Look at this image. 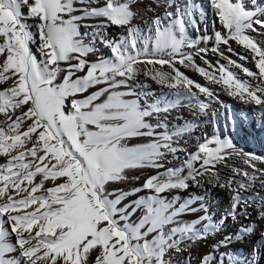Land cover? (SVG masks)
Wrapping results in <instances>:
<instances>
[{"label": "snow or ice", "instance_id": "1", "mask_svg": "<svg viewBox=\"0 0 264 264\" xmlns=\"http://www.w3.org/2000/svg\"><path fill=\"white\" fill-rule=\"evenodd\" d=\"M210 3L228 30L227 35L215 33L211 48L199 44L212 37H188L185 17L191 22V7L179 0H165L174 8L165 13L168 22L156 16L147 32L136 23L137 0H105L103 6L89 0H0V264H171L166 257L172 250L182 251V245L219 229L207 216L180 222L182 213L197 211L190 207L193 200L177 206L179 196L162 194L186 190L211 176L233 192L235 209L249 187L257 181L264 187V168L256 163L264 164V157L238 150L230 138L213 136L187 153L181 168L148 176L130 191L108 190L111 183L127 181L128 170L161 169L166 153L185 151L178 143L193 126L171 130L166 122L182 106L181 98L208 114L209 103L199 94L214 98L213 92L178 65L245 103L264 107V48L249 34L264 35V7L248 10L242 0ZM22 7L34 25L25 22ZM92 18L100 22L81 23ZM109 26L123 28L125 34L105 39L103 30ZM81 27H91L92 39L99 37L112 57L90 61L96 48L85 43L89 33L81 34ZM230 41L250 51L257 71L225 55L221 45L240 61L248 59ZM209 53L219 57L215 64ZM141 71L168 94L149 103L152 94L137 81ZM137 137L150 142L130 146ZM233 157L251 171L232 166ZM218 165L231 169L224 183ZM143 190L153 194L121 206ZM137 210L142 212L138 222H130ZM203 220L209 223L197 228ZM12 235L15 244L8 242ZM13 252L18 257H10ZM209 260L204 257L203 264ZM228 264L257 261L228 257Z\"/></svg>", "mask_w": 264, "mask_h": 264}, {"label": "bare ground", "instance_id": "2", "mask_svg": "<svg viewBox=\"0 0 264 264\" xmlns=\"http://www.w3.org/2000/svg\"><path fill=\"white\" fill-rule=\"evenodd\" d=\"M202 1L179 0L181 4L186 2L189 3L191 7L192 23H190L193 26L191 27L190 23L186 21L188 37L197 40L212 34L214 36L216 32L227 35L228 30L219 20L210 0L209 2L207 1L208 3H202ZM89 2L92 6H103L105 0H89ZM200 2L205 4L207 8V11H204L205 14L202 17V14L200 16L198 14L200 13ZM233 2H236V0H233ZM242 2L248 10L264 7V0H242ZM79 6L80 5H77V7ZM136 10L139 13L136 23L141 29L147 32L151 27L152 20L155 19L156 16L161 17V19L167 23L168 20L165 17V13L167 11H173L174 8H168L165 4V0H137ZM22 12L25 13V22L29 25H34L35 21L26 15V7H22ZM76 14L79 15L80 13ZM185 19L188 18L185 17ZM99 22L100 20L98 18H92L86 19L81 23L84 25H95ZM31 30L33 32L36 31L35 27H32ZM80 31L81 34L85 32L89 33V36L85 37V43L91 42L96 48V52L89 56L90 61L112 57L110 48L99 37L95 40L92 39L91 34L93 29L91 27H81ZM124 34V29L118 26H109L103 30L105 39L119 40ZM249 34L256 39L262 48H264V35L252 32ZM213 36L211 37L214 38L215 36ZM207 43L208 41L205 42L201 40L199 46L205 47ZM229 43L233 48H238L237 53L240 55H245V53L248 55L251 54L250 51L245 50L243 46L239 45L236 41H230ZM32 47L34 51H37L35 45H32ZM225 55L233 57L229 53H225ZM208 59L215 64L216 60L219 58L208 54ZM196 62L204 66L203 61L200 60L199 57L196 58ZM220 62L226 63V61L223 60ZM244 66L248 67L250 70L255 68V65L247 63L244 64ZM147 67L146 65H141V68L144 70H146ZM178 67H180L181 71H184L191 79L201 83L202 86L209 87L213 92L214 98L199 94L200 100L209 103V109L207 110L208 114L198 113L196 109L189 106L191 103H194V101L181 98L182 106L177 110H173L168 115L166 122L171 130L186 125L193 126V131L185 134L178 143V146L185 149V151H179L175 154L166 153L165 158L161 161L163 164V168L161 169L145 168L128 170L129 179L127 181L109 184V191L115 189L130 191L132 188L140 187L148 176L156 175L157 172H165L167 169L181 168L187 159V153L195 151L197 144L203 142L206 137L211 138L213 136H220L222 139L230 138L238 150L264 157V107L255 105L254 103H245L243 100L229 95L221 85L211 83L192 68H184L181 65H178ZM234 71L237 72L241 79H248L252 82L251 78L240 73L238 69H234ZM255 71H257V69ZM137 81L144 86V91L152 94L149 103L169 92L168 89L160 86L155 81L151 80L150 77L145 76L143 71L138 75ZM168 98L175 99L172 95H169ZM247 105H249V107H247ZM213 112L216 114L214 117L212 116ZM220 122H223L225 131L220 128ZM143 141L145 144L149 143L150 138H133L129 141V145L133 146L136 145V143L141 144ZM3 160L4 158L0 157V162H3ZM230 163L234 167L247 169V166L242 163L239 157H233ZM256 163L258 168H264V164L258 161ZM247 170L251 171V169ZM217 171L220 174V183H224L232 176L230 168L218 165ZM186 172L187 169L184 170V174H186ZM137 176L139 177L138 180L134 178ZM151 194L153 193L150 190H143L133 196L127 197L122 201L121 206L138 199L140 196ZM162 195L167 196L168 199L179 196L180 199L177 202V206L184 203L186 200H193L190 207L197 209V211H186L182 213L180 217H178L180 222L190 224L193 221L199 220L202 216H207L210 218V222L215 224L219 229L208 235L206 239L199 240L188 246L182 245V251L177 252L172 250L166 257V259L171 261V264H203L204 257L206 256L210 257L209 264H220L222 254L224 257V264H228V257H235L242 261L255 258L257 264H264V187H261L259 181L242 194V202L237 205L235 209L233 208V192L227 187H220V184L216 183L211 176L201 178L199 185L190 183L189 188L186 190L174 189ZM197 197H199V199H196ZM129 211H131V209H129ZM233 211L236 213L234 216L230 215ZM141 215L142 212L137 210L131 217L130 222H138ZM207 223H209V220H203L197 224V228H202L203 225ZM5 227L8 228V225L5 224ZM222 241L224 243H221ZM8 242L15 244V235L10 236ZM217 245H219V247H217ZM9 256L18 257V253L13 252L10 253Z\"/></svg>", "mask_w": 264, "mask_h": 264}, {"label": "rangeland", "instance_id": "3", "mask_svg": "<svg viewBox=\"0 0 264 264\" xmlns=\"http://www.w3.org/2000/svg\"><path fill=\"white\" fill-rule=\"evenodd\" d=\"M202 1V0H201ZM209 2V0H203L202 1V3H204V2H206V3H208ZM201 2L199 3V5L201 6H199V9H200V13H198L196 10H194L196 13H198L199 14V16L201 15V17L205 14V12L207 11V8H206V5L205 4H202ZM202 5H203V7H202ZM195 8V7H194ZM203 8H206V9H203ZM193 9V8H192ZM201 9H202V11H201ZM205 11V12H204ZM202 12H204V13H202ZM194 14V13H193ZM192 14V16L194 17V15ZM186 18H188V17H186ZM186 21L188 22V19H186ZM190 23V22H189ZM192 23V22H191ZM190 23V25H191V27L193 26L192 24ZM211 36H213V34L212 35H208L207 37H211ZM215 36V35H214ZM213 36V37H214ZM213 40V41H212ZM214 43H215V37L214 38H212L211 40H208V43H207V47H209V48H211L213 45H214ZM205 46V47H206ZM232 48H233V46H231ZM234 50H235V52L237 53V50H238V48H233ZM221 50L222 51H224L225 53H228L227 52V46L225 47H223V45H221ZM230 55H232L233 57H231V56H229V57H231V59H234V60H237L238 61V57L236 56V55H233L232 53H229ZM209 55H211V56H216V55H214V54H212V53H209ZM245 55H247L248 56V59L246 60V61H240L239 60V62L238 63H241L242 62V64L244 65V64H252V65H254V62H253V59H252V56H251V54L250 55H248L247 53H245ZM219 58V57H218ZM223 61H225V60H223ZM243 62H245V63H243ZM256 69L254 68L252 71H255ZM249 78V77H248ZM247 107H249V105H247ZM223 126V127H222ZM220 128L222 129V130H224L225 131V129H224V125H223V122H220ZM142 138V137H141ZM136 144H140V143H136ZM141 144H145V142L143 141Z\"/></svg>", "mask_w": 264, "mask_h": 264}]
</instances>
